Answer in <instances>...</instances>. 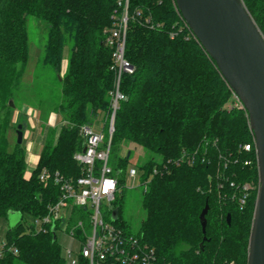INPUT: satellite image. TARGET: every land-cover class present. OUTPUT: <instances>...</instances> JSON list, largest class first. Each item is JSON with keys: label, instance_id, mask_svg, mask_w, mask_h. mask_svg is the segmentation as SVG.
<instances>
[{"label": "trees", "instance_id": "16d2710c", "mask_svg": "<svg viewBox=\"0 0 264 264\" xmlns=\"http://www.w3.org/2000/svg\"><path fill=\"white\" fill-rule=\"evenodd\" d=\"M242 1L264 35V0ZM116 7V0H0V217L10 211L22 216L46 213L59 195L54 173L65 178L81 174L73 158L83 147L80 126L102 114L108 127L114 74L104 30L111 26ZM127 12L125 58L134 71L120 79L124 98L114 115L111 148L128 141L147 150L150 156L140 167L144 177L159 161L194 154L191 164L183 161L152 176L142 193L145 217L136 234L155 248L156 264H247L258 188L255 149L243 148L252 142L247 116L241 109L224 107L228 86L175 0H129ZM29 15L46 25L42 62L59 82L62 124L55 141L42 144L37 164L26 177L25 149L16 142L8 150L5 130L14 108L9 100L29 56ZM43 169L47 177L41 180ZM245 184L251 188L245 191ZM206 203L208 240L203 241L199 215ZM114 207L116 224L123 228L117 198ZM5 239L18 253L4 251L0 264H65L52 232L32 233L18 221L6 230Z\"/></svg>", "mask_w": 264, "mask_h": 264}, {"label": "built area", "instance_id": "2783aa9c", "mask_svg": "<svg viewBox=\"0 0 264 264\" xmlns=\"http://www.w3.org/2000/svg\"><path fill=\"white\" fill-rule=\"evenodd\" d=\"M116 4L112 24L104 30L105 43L112 49L109 68L114 74L107 128L109 137L106 140L104 134L95 131L90 124L80 126L79 134L83 139V147L73 154V158L79 164L81 174L76 178H65L58 172L54 173V180L59 185L58 198L48 204L46 213L32 216L33 223L29 225V231L32 233L52 232L57 239L59 230L68 239L65 246L59 243L65 264H156L157 260L153 246L137 234L127 232L116 224L117 220L111 218L113 203L121 189L117 174L109 165L114 115L119 101L124 98L119 90L121 76L134 71L133 65L125 58L129 0H116ZM228 89L230 97L224 107L241 109L247 116L238 95L229 86ZM251 134L252 142L243 146L246 151L254 148L252 131ZM193 155L184 152L177 159L159 161L160 165L154 166L145 177L144 169L137 171L131 167L128 177L141 179L145 191L152 176L161 175L167 172L171 165H179L183 161L191 164ZM39 177L44 180L47 171L43 169ZM250 188L249 184L243 186L245 191ZM245 196L240 199L241 203L244 202ZM4 251L18 253L17 248L6 240L0 244V257Z\"/></svg>", "mask_w": 264, "mask_h": 264}, {"label": "water", "instance_id": "95a60500", "mask_svg": "<svg viewBox=\"0 0 264 264\" xmlns=\"http://www.w3.org/2000/svg\"><path fill=\"white\" fill-rule=\"evenodd\" d=\"M175 5L247 112L258 171L247 264H264V35L242 0H175ZM9 105L14 107L12 99ZM16 135V142L20 144L21 124L17 126ZM207 211L208 203L199 215L203 241L208 240L205 236ZM9 213L21 216L19 212ZM111 218L118 219L117 207ZM227 222H230L229 214ZM199 245L202 247V242Z\"/></svg>", "mask_w": 264, "mask_h": 264}, {"label": "rangeland", "instance_id": "374dc122", "mask_svg": "<svg viewBox=\"0 0 264 264\" xmlns=\"http://www.w3.org/2000/svg\"><path fill=\"white\" fill-rule=\"evenodd\" d=\"M26 27L29 56L18 86L12 95L14 108L5 130L8 150H12L16 145L17 126L22 125L21 143L25 149V156L32 143L35 145L34 152L37 154L44 142H54L60 129L59 126L62 124V116L58 111L59 82L53 69L42 62L47 38L46 25L37 17L29 15L26 18ZM68 50L69 42L66 43L62 52L59 73L61 76L66 69ZM3 115L0 113V124L4 123ZM89 124L95 131L102 132L106 140L108 139V127L104 123L102 114L92 117ZM149 156L150 153L143 147L128 141L113 144L110 151L109 165L115 173L119 170L117 177L120 180L121 189L117 194V199L121 205L120 218L125 224L123 229L132 234L138 232L141 221L145 217V210L141 204L144 183L138 177L136 179L128 177V170L132 167L139 171ZM123 158L126 161L122 166L119 162ZM18 220L25 224L27 230H29L30 223H33L32 216H20L18 213H9L6 217H0V244L6 240V230ZM57 241L65 246L68 239L58 230Z\"/></svg>", "mask_w": 264, "mask_h": 264}, {"label": "crops", "instance_id": "0c3cea01", "mask_svg": "<svg viewBox=\"0 0 264 264\" xmlns=\"http://www.w3.org/2000/svg\"><path fill=\"white\" fill-rule=\"evenodd\" d=\"M34 147L35 145L34 143H32L29 152L25 156V162L27 163V168L25 171L26 176H28L31 173V171L35 168L38 161L39 153L35 154Z\"/></svg>", "mask_w": 264, "mask_h": 264}]
</instances>
